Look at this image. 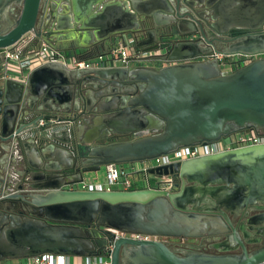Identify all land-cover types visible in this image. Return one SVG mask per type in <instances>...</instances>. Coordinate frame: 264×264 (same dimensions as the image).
<instances>
[{
  "label": "water",
  "instance_id": "95a60500",
  "mask_svg": "<svg viewBox=\"0 0 264 264\" xmlns=\"http://www.w3.org/2000/svg\"><path fill=\"white\" fill-rule=\"evenodd\" d=\"M11 1L21 3V11L14 25L0 33V49L12 48L32 34L53 35L54 47L79 59L130 43L142 53L160 54L140 56L127 66L90 70L46 63L24 82L0 80L2 150L32 147L47 160L42 169L19 165L15 178L7 166L0 176V262L42 254H106L110 264L263 263L264 244L248 250L227 212L264 206V143L148 170L156 177H178L181 186L174 192L71 187L107 164L151 160L221 141L249 126L264 128V34L258 33L264 0H210L212 40L191 15L173 27L160 26L154 39L152 27L160 24H153L149 15L163 16L161 0H116L121 19L113 26L106 22L111 5L105 1L110 0H89L91 22H79L76 16L69 38L38 25L42 0H0V11ZM197 26L200 37L195 39ZM233 30L247 34L236 36ZM216 55L262 57L225 72L220 61L207 59ZM154 62L164 65L156 67ZM110 86L113 97L107 98ZM111 134L134 138L106 142ZM51 144L62 149L48 157L45 147ZM208 197L216 206L200 207L198 202ZM211 209L220 216L206 212ZM262 222L264 215L249 221ZM87 230L93 240L86 238ZM162 237L199 242L174 250L157 239ZM210 238L215 242L208 248L219 252L203 249Z\"/></svg>",
  "mask_w": 264,
  "mask_h": 264
},
{
  "label": "built area",
  "instance_id": "2783aa9c",
  "mask_svg": "<svg viewBox=\"0 0 264 264\" xmlns=\"http://www.w3.org/2000/svg\"><path fill=\"white\" fill-rule=\"evenodd\" d=\"M158 54L160 52L142 53L130 43L125 46L118 45L113 47L107 53L91 59H79L74 56H68L45 43H41L37 47H31L29 40L23 39L18 41L12 48L0 49V80L10 79L24 82L34 68L46 63H60L71 70H90L127 66L130 61H137L140 56ZM207 59L221 61L223 58L221 55H216V57H208ZM259 142V139L255 136L237 133L218 142L181 148L168 155L130 163L127 164V168L124 165L107 164L104 166V183L83 181L71 188L89 192L131 191L137 189H158L170 192L171 187L168 182L170 180L168 176H152L148 173L149 169L161 168L186 159L217 154L235 148L258 145L260 144ZM151 176L157 180V183L153 186L150 184ZM135 178L145 182V185L142 188H138ZM160 180L163 182H160ZM116 234L117 236L124 235L139 240L153 239L152 237L139 234ZM0 264H110V259L106 254L88 258L73 257V260L71 257L61 255L42 254L26 259L3 261ZM260 264H264V262Z\"/></svg>",
  "mask_w": 264,
  "mask_h": 264
},
{
  "label": "flooded vegetation",
  "instance_id": "af4514ba",
  "mask_svg": "<svg viewBox=\"0 0 264 264\" xmlns=\"http://www.w3.org/2000/svg\"><path fill=\"white\" fill-rule=\"evenodd\" d=\"M179 3L176 5L175 1L172 3L168 0H161V4L163 7L162 14L163 16L161 17H156L153 18L151 15L150 21L153 24H156L155 22H158L160 25L156 26L154 25L152 27V30L154 31V39H156L158 30L160 26L164 27H173L178 21L180 22L183 19H189V16H193L197 21L200 22L206 37L209 40H212L213 38V29L210 27L211 23V1L210 0H178ZM79 0H67V4L65 6H62L60 9L62 12H74L76 13V10L78 9ZM58 5L56 4L55 0H42L40 9H39V14H38V25H48L52 27L53 30L58 31L60 35V21L56 19L54 14L58 11ZM21 11V3H18L16 1H11L10 4L6 7L4 11H0V33H5L8 31L15 23L17 20L19 14ZM199 26L196 27L197 35H194L193 38H199L200 37V32H199ZM234 35L236 36H243L247 34L246 30H233ZM258 33L261 35L264 34V23L261 25V28L258 30ZM62 36V35H60ZM70 36H62L69 38ZM152 36H149L148 39H153ZM23 39H28L30 42L31 47H37L41 43H45L49 47L53 48V35L48 36V35H42L40 38L33 36L32 34H27L23 36L19 41ZM262 56H255V57H250V56H234V57H226L222 56V60L220 61L221 64H223V70L225 72H230L256 58H259ZM208 58V57H207ZM214 60V59H211ZM164 64L160 62H154L153 66L156 67H161ZM147 66L152 67V64H148ZM112 86H110V93L107 94V98H112L113 97V92H112ZM120 91L124 89H120ZM97 104V103H96ZM239 134H244L247 136H255L259 139V143L262 144L264 143V128L257 127V126H249L244 128L239 132ZM134 138V135H127V136H122V135H116V134H111L107 137L105 140L106 142L110 141H126V140H131ZM257 145V144H256ZM43 168V167H42ZM41 168V169H42ZM168 178L170 179L169 185H170V192L178 191L180 186H181V180L178 177L170 176L168 175ZM159 182V181H158ZM160 182H163L160 180ZM157 183V181H156ZM151 184V183H150ZM188 186H192V183H187ZM152 186V185H151ZM200 196L198 195V198ZM207 202L200 201L199 206L203 205H212L213 207L216 206L215 201L211 198L208 197ZM187 207L191 209L193 207V204H188ZM207 213L211 215H217L220 216V213L216 211L215 209H211L206 211ZM228 218L232 224V227L235 228L240 236L244 239L246 238V247L249 248L251 246H256L259 247L262 244H264V222L259 223V224H251L249 221L252 218H255L257 216L264 215V206L258 205L255 208H250L247 209L244 212L238 213V214H231L227 212ZM86 238L93 240L94 239V234L91 233L90 231H86L85 233ZM161 239V238H158ZM224 239L223 236L219 237V240ZM199 242V239L195 240ZM215 240L214 238H210V241H204L203 244V249L209 252H219V250L216 249H209V244L214 243ZM171 247V246H169ZM186 247V245L181 246ZM172 249L176 250L180 247H171ZM96 251H100V246L95 247ZM233 252H238V249L234 250Z\"/></svg>",
  "mask_w": 264,
  "mask_h": 264
},
{
  "label": "crops",
  "instance_id": "0c3cea01",
  "mask_svg": "<svg viewBox=\"0 0 264 264\" xmlns=\"http://www.w3.org/2000/svg\"><path fill=\"white\" fill-rule=\"evenodd\" d=\"M56 4L58 5V11L54 14L56 19L60 21V35L62 36H70L73 35V28L76 25L75 17H78L79 22L86 21L87 23L91 22L92 14L94 13L93 10L87 9L89 0H79L78 9L76 13L74 12H62L61 7L67 4V0H55ZM106 4L111 5L107 14H106V22L110 23L112 26L117 23L121 19V13L118 9H115L117 4L116 0L105 1ZM262 5V4H261ZM260 5V6H261ZM113 6V7H112ZM54 49L60 51L59 47H54ZM61 52V51H60ZM63 53V52H62ZM66 55L72 56L71 53H67ZM98 101H96L97 103ZM0 143V176L5 172V168L11 167V174L15 178V172H19L21 170V166L24 163H29L33 167L42 168L46 163L47 160L42 154H38L32 147L30 150H23V151H13L10 153L9 151H4L1 148ZM46 145L45 148L47 149V156L52 157L58 154V150L62 149L56 145L51 144V148ZM60 148V149H58ZM66 150V149H64ZM2 186L3 184L0 183Z\"/></svg>",
  "mask_w": 264,
  "mask_h": 264
},
{
  "label": "rangeland",
  "instance_id": "374dc122",
  "mask_svg": "<svg viewBox=\"0 0 264 264\" xmlns=\"http://www.w3.org/2000/svg\"><path fill=\"white\" fill-rule=\"evenodd\" d=\"M124 167L127 168V165H124ZM84 181L85 182H100L104 183L105 182V169L102 167L99 171L96 173H88L84 176ZM136 184L138 188H142L145 185V182H142L141 180H138L135 178ZM156 179L153 178L152 176L150 177V183L153 186L156 183ZM158 239V238H157ZM168 246H173V247H180L183 245H188V244H198L197 241L192 240V239H182V238H171V237H162L161 239H158ZM257 248L256 246H251L249 250H254ZM73 260V257H71Z\"/></svg>",
  "mask_w": 264,
  "mask_h": 264
}]
</instances>
